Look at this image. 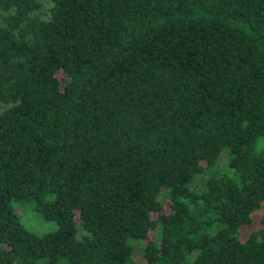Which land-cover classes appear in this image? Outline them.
Masks as SVG:
<instances>
[{"label":"trees","instance_id":"trees-1","mask_svg":"<svg viewBox=\"0 0 264 264\" xmlns=\"http://www.w3.org/2000/svg\"><path fill=\"white\" fill-rule=\"evenodd\" d=\"M49 2L0 0V264H264V0Z\"/></svg>","mask_w":264,"mask_h":264},{"label":"rangeland","instance_id":"rangeland-1","mask_svg":"<svg viewBox=\"0 0 264 264\" xmlns=\"http://www.w3.org/2000/svg\"><path fill=\"white\" fill-rule=\"evenodd\" d=\"M43 2V9L40 11V16L42 18H47L48 16V9L50 7L49 0H42ZM5 108V106L0 104V111ZM225 161V156H222L219 161V166H223ZM168 205V204H167ZM166 205V209H168ZM13 207L16 213L19 216L20 222L25 230L32 232L36 235H44L47 233H52L57 230V225L53 221H49L43 219L35 209L33 202H22V201H14ZM260 213H256L253 217V221L250 225L244 226L240 229L239 237L240 239L244 240L248 237V235L260 228ZM156 231L150 230L148 233L149 240H156ZM80 236V235H79ZM136 258L139 259V255L136 254Z\"/></svg>","mask_w":264,"mask_h":264}]
</instances>
